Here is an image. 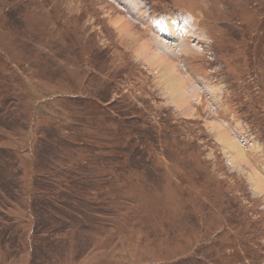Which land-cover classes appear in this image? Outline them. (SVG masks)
<instances>
[{"label":"rangeland","instance_id":"1","mask_svg":"<svg viewBox=\"0 0 264 264\" xmlns=\"http://www.w3.org/2000/svg\"><path fill=\"white\" fill-rule=\"evenodd\" d=\"M134 2L0 0V264H264V0Z\"/></svg>","mask_w":264,"mask_h":264},{"label":"bare ground","instance_id":"2","mask_svg":"<svg viewBox=\"0 0 264 264\" xmlns=\"http://www.w3.org/2000/svg\"><path fill=\"white\" fill-rule=\"evenodd\" d=\"M130 2H128L127 4H129ZM127 10H128V12L129 13H131L132 12V10H138L139 9V3H138V0H135V2L132 4V5H129L127 8H126ZM116 22L120 25H118V28H119V30H121L122 32H124V33H128L129 35H130V37L133 39V38H139L140 37V35L139 34H137V32L135 31V30H137L138 31V29L136 28V26L133 24V23H131V22H129V21H125L123 18H117L116 19ZM163 23H164V27H165V29L167 30V31H163L162 33H160V35H162V36H164V34H166V36L168 37V36H171V37H174L175 36V34H174V31H173V28L172 27H170L168 24H170L169 22H167V21H163ZM184 23V22H183ZM172 24V23H171ZM132 27H134V29L135 30H133L132 31ZM145 31H143V33L141 32V31H138L141 35H142V37H144L145 35H146V29L145 28H143ZM158 32V31H157ZM165 36V37H166ZM162 40H157V41H155L154 43L156 44V47H158L159 48V50H158V52H160V53H162L163 55H164V53H166V52H168V50L167 49H173V50H177L178 52L176 53V55H178L179 54V52H180V54H183V50H182V48H181V46H176V45H174V43L173 42H169V41H166L165 39H163V38H161ZM148 41V40H147ZM149 42V41H148ZM150 43V42H149ZM152 42L150 43V45H151V47L153 48V46H152ZM144 45H146V43L144 44ZM182 45V44H181ZM147 47V46H146ZM184 53H186V52H184ZM165 56V55H164ZM259 176V175H258ZM255 183H257V182H255ZM259 183V182H258ZM258 183H257V185H258ZM255 185V184H254ZM260 185L261 184H259V187H260ZM256 186V185H255ZM258 188V187H257Z\"/></svg>","mask_w":264,"mask_h":264},{"label":"crops","instance_id":"3","mask_svg":"<svg viewBox=\"0 0 264 264\" xmlns=\"http://www.w3.org/2000/svg\"><path fill=\"white\" fill-rule=\"evenodd\" d=\"M217 130H218V129H217ZM217 130H216L217 134H218V132L221 133V130H220V129H219L220 131H217Z\"/></svg>","mask_w":264,"mask_h":264},{"label":"trees","instance_id":"4","mask_svg":"<svg viewBox=\"0 0 264 264\" xmlns=\"http://www.w3.org/2000/svg\"><path fill=\"white\" fill-rule=\"evenodd\" d=\"M109 167H111L112 168V166L111 165H109ZM114 169V168H113Z\"/></svg>","mask_w":264,"mask_h":264}]
</instances>
